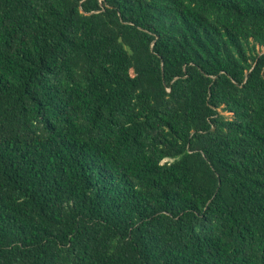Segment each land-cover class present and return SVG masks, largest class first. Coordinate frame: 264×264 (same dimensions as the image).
Instances as JSON below:
<instances>
[{
    "label": "trees",
    "instance_id": "trees-1",
    "mask_svg": "<svg viewBox=\"0 0 264 264\" xmlns=\"http://www.w3.org/2000/svg\"><path fill=\"white\" fill-rule=\"evenodd\" d=\"M0 264H264V0H0Z\"/></svg>",
    "mask_w": 264,
    "mask_h": 264
}]
</instances>
